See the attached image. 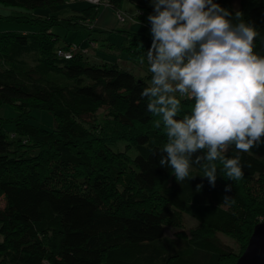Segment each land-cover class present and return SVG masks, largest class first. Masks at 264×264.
<instances>
[{
	"label": "trees",
	"instance_id": "1",
	"mask_svg": "<svg viewBox=\"0 0 264 264\" xmlns=\"http://www.w3.org/2000/svg\"><path fill=\"white\" fill-rule=\"evenodd\" d=\"M124 2L138 10L134 19L153 12L149 0H108L120 12ZM214 2L233 18L236 10L243 13L260 32L253 51L264 56V0ZM0 4L49 11L45 17L0 15L37 26L31 33L0 32V104L18 111L14 118H0V264H235L264 219V144L242 154V164L250 166L239 181L227 180L218 169L211 187L194 167V179L177 183L171 170L159 165L165 129L152 126L154 117L139 97L152 74L136 76L116 63L92 62L93 47L71 59L57 54L72 44L57 45L54 27L87 32L82 46L96 41L92 33L108 32L90 26L103 6L87 3L59 16L67 0ZM115 31L126 36L118 48L127 58L147 64L140 57L151 37ZM29 54L35 55L33 63L25 57ZM177 98L182 112L176 119H182L191 114L194 99ZM33 109L53 115L54 127L30 124ZM5 122L14 123L12 138ZM120 140L134 144L137 154L113 151L110 145ZM228 184L232 190L226 193ZM225 195L234 202L224 204ZM185 215L197 223L181 248L165 237V225L182 226ZM218 233L238 237L240 254L222 245Z\"/></svg>",
	"mask_w": 264,
	"mask_h": 264
},
{
	"label": "clouds",
	"instance_id": "2",
	"mask_svg": "<svg viewBox=\"0 0 264 264\" xmlns=\"http://www.w3.org/2000/svg\"><path fill=\"white\" fill-rule=\"evenodd\" d=\"M149 2L151 44L140 63L146 60L152 75L139 97L154 117L152 126L166 132L159 165L177 183L194 179V167L211 187L218 169L227 180L243 179L250 165L242 164V154L264 144V56L253 51L260 32L241 11L233 18L214 0ZM177 93L194 99L182 119H176L182 112ZM231 190L225 185L226 193ZM222 200L234 202L227 195Z\"/></svg>",
	"mask_w": 264,
	"mask_h": 264
},
{
	"label": "rangeland",
	"instance_id": "3",
	"mask_svg": "<svg viewBox=\"0 0 264 264\" xmlns=\"http://www.w3.org/2000/svg\"><path fill=\"white\" fill-rule=\"evenodd\" d=\"M238 0H233L234 5H236ZM87 6L86 1L84 0H67V4L63 5L59 8V12L56 13L59 16H65L74 12V10H79L83 7ZM108 7V6H105ZM128 11V12H126ZM124 21L119 20L117 14L116 18L119 21V26L121 28L127 29L131 24H135L134 32H141L151 37L150 35V28L151 25L147 21V16L144 18L143 22L134 23V18L130 13H133V16L136 15V10L132 8V6L128 2H124L122 4V11ZM135 12V13H134ZM49 14L47 9H35L30 12H26L21 10L20 8L16 7H7L0 4V15H17V16H28V17H36L42 16L45 17ZM37 30V26L25 23V22H18V21H11V20H4L0 19V32L5 31H15L22 33L23 31L26 32H35ZM98 31V29H96ZM53 31L59 36L57 45H65V44H81L84 45L87 43L86 37L87 32L81 31H66L61 27H54ZM106 35V36H105ZM106 37V38H105ZM92 38H95V43H98V50L96 54L92 53L89 54V60L95 63L104 61L108 63H116L119 66L125 67L129 69L132 73L136 76L146 77L150 75L148 68L149 66L145 63L144 65H134L131 63V60L126 58V54L120 50L119 48L115 47L113 49L106 48V43L116 44L117 46L121 45L122 36H117V34H104L99 32L92 33ZM108 39V40H107ZM91 52V51H89ZM35 55L29 54L25 57L27 58L29 63L34 62ZM149 83L151 82V78L147 80ZM177 93L176 95H178ZM18 115V111L11 105L8 104H0V118H14ZM28 122L33 125L40 126L42 128L51 130L55 125V120L53 115L48 113L42 109H33L30 113V117L28 118ZM4 129L12 138L14 133V123L13 122H5ZM111 149L115 152H119L121 155H128V156H135L137 154V148L134 144L130 143L126 140H120L116 143H112ZM259 190V188H258ZM197 223V218L189 215H185L184 224L182 226L176 227L169 224L165 225V237L171 239L176 242V245L183 248L187 245L188 237L190 229ZM218 240L222 245H224L227 249L231 250L234 255L240 254L239 250V242L240 239L235 236L231 235H222L216 234ZM0 241H2V235L0 234ZM241 255V254H240ZM238 259V257H237Z\"/></svg>",
	"mask_w": 264,
	"mask_h": 264
},
{
	"label": "crops",
	"instance_id": "4",
	"mask_svg": "<svg viewBox=\"0 0 264 264\" xmlns=\"http://www.w3.org/2000/svg\"><path fill=\"white\" fill-rule=\"evenodd\" d=\"M130 5L132 6V8H134L136 10V14H137L138 10L132 4H130ZM126 12H128V11H126ZM115 13H116V10H114L110 6L100 8L98 15L96 16L93 24H91L90 26L93 27L94 29H98V31H108L107 33H104L107 35L115 33V34H117V36H122V39H121V42H122L126 38L125 34L121 33V32H117L115 30H127V31H133L134 32L135 30H133L132 28H135L136 26H135V24H131L129 26V28H127V29L121 28L119 26V21L117 20ZM130 15H132V17L134 18L133 13H130ZM143 21H144V18L143 19H137V18L134 19V23H138V24H139V22H143ZM24 32L25 31H23L22 33H24ZM121 42H120V44H121ZM109 45L110 44L106 43V48H108L110 50L115 48V47H117V48L120 47V45L117 46L116 44H114V46H109ZM97 50H98V43H96V47L92 50V53L96 54ZM124 53L126 54V58H127V53L126 52H124Z\"/></svg>",
	"mask_w": 264,
	"mask_h": 264
},
{
	"label": "water",
	"instance_id": "5",
	"mask_svg": "<svg viewBox=\"0 0 264 264\" xmlns=\"http://www.w3.org/2000/svg\"><path fill=\"white\" fill-rule=\"evenodd\" d=\"M235 264H264V219L257 223Z\"/></svg>",
	"mask_w": 264,
	"mask_h": 264
},
{
	"label": "built area",
	"instance_id": "6",
	"mask_svg": "<svg viewBox=\"0 0 264 264\" xmlns=\"http://www.w3.org/2000/svg\"><path fill=\"white\" fill-rule=\"evenodd\" d=\"M90 5H97V6H109L108 0H84ZM116 14L118 16L119 20L124 21L123 13L120 11H116ZM95 48L96 43L95 42H90L88 46H82V45H75L72 44L70 48L68 49H58L57 54L58 56L64 58V59H71L73 55L76 52H81L83 54H87L90 50V48Z\"/></svg>",
	"mask_w": 264,
	"mask_h": 264
}]
</instances>
